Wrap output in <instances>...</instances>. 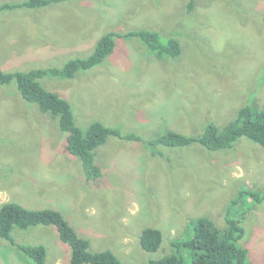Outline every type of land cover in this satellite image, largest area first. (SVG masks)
<instances>
[{"label": "rangeland", "instance_id": "obj_1", "mask_svg": "<svg viewBox=\"0 0 264 264\" xmlns=\"http://www.w3.org/2000/svg\"><path fill=\"white\" fill-rule=\"evenodd\" d=\"M189 1L71 0L2 12L0 69L62 67L89 56L109 32L145 29L179 39L181 56L160 61L137 39L117 37L100 66L70 80L40 81L69 101L79 128L99 121L142 139L165 131L193 135L208 118L223 126L241 107H263L264 0H194L188 11ZM64 136L58 121L21 100L14 85L0 86V205L58 210L93 252L109 250L126 264L173 253L172 243L199 216L224 228L240 191L264 195V148L245 139L229 152L162 148L153 156L145 144L109 138L95 155L103 177L90 185L65 152ZM245 201L234 209L244 212L239 244L252 264H264V200ZM152 226L163 234L157 253L139 242L141 230ZM11 236L44 246L46 264H70L54 227L14 228ZM0 264L31 263L0 238Z\"/></svg>", "mask_w": 264, "mask_h": 264}, {"label": "trees", "instance_id": "obj_2", "mask_svg": "<svg viewBox=\"0 0 264 264\" xmlns=\"http://www.w3.org/2000/svg\"><path fill=\"white\" fill-rule=\"evenodd\" d=\"M69 1L71 0L6 2L0 4V13L38 10ZM187 6L188 11L192 10L194 0H190ZM117 37L137 39L160 61L166 59L174 62L182 53L179 39H163L160 33L143 29L130 31L123 36L109 32L99 38L89 56L71 59L62 67L38 68L26 72L0 69L1 87L14 85L21 100L58 121L59 131L65 135V152L80 164L83 183L93 185L102 179L103 171L96 164L95 155L109 138L145 144L153 156H162V148L200 147L209 154L229 152L241 139L264 148V106L256 105L241 107L234 119L223 126L208 118L207 123L193 135L165 131L149 139H142L135 133L124 134L120 127L106 126L99 121L90 123L85 129L79 128L69 101L56 92L47 90L40 81L46 77L70 80L79 73L100 66L113 54ZM245 196L254 198L256 203L264 200V195L256 191H240L228 206L224 228L217 227L207 216H199L190 222L192 231H186L187 234L182 239L172 243L175 249L173 253L140 264H252L248 250L239 244L245 234L242 226L244 212L241 216L234 212V209L246 204ZM37 226L56 229L59 240L70 250V264H126L109 250L93 252L90 242L81 237L58 210L29 209L15 202L0 205V238L15 246L31 264H46L47 249L44 246L17 244L11 236L14 228L27 230ZM139 242L144 251L157 253L163 245V234L154 226L145 227L141 230Z\"/></svg>", "mask_w": 264, "mask_h": 264}]
</instances>
